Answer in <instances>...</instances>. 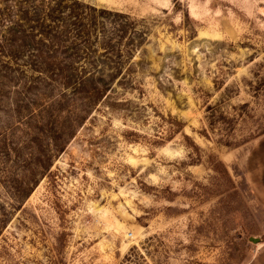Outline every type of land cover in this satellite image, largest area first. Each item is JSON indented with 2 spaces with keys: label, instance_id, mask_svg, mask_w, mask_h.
Returning a JSON list of instances; mask_svg holds the SVG:
<instances>
[{
  "label": "rangeland",
  "instance_id": "1",
  "mask_svg": "<svg viewBox=\"0 0 264 264\" xmlns=\"http://www.w3.org/2000/svg\"><path fill=\"white\" fill-rule=\"evenodd\" d=\"M55 1L0 0V264H264V0Z\"/></svg>",
  "mask_w": 264,
  "mask_h": 264
},
{
  "label": "trees",
  "instance_id": "2",
  "mask_svg": "<svg viewBox=\"0 0 264 264\" xmlns=\"http://www.w3.org/2000/svg\"><path fill=\"white\" fill-rule=\"evenodd\" d=\"M52 2H54L55 0H51ZM51 2V3H52ZM55 6L53 7H49L47 8V17L49 18H46L47 21H50L53 25L54 24H63L64 26H76V24L78 22H81L82 20L80 19V15L78 14L80 12V10L82 9H90L92 10L93 8L91 7H87V6H84L82 4H79L78 2H75V1H72L68 6H62V2L60 1H55ZM51 5V4H49ZM65 12L67 15H65ZM65 15V16H64ZM115 16H118L115 14ZM82 35L87 34L86 35V39L88 42H86L85 44H90L91 45V42H89V37L90 35L88 34V30H85V27H82V30L80 32ZM56 44L55 43H52L51 47H55ZM108 49V53L109 54H112L113 52V48H107ZM107 89H110V88H107ZM218 167H219V171H225V168L223 166V164L219 163L218 164Z\"/></svg>",
  "mask_w": 264,
  "mask_h": 264
}]
</instances>
